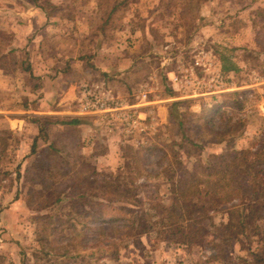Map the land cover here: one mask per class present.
I'll return each mask as SVG.
<instances>
[{
    "label": "rangeland",
    "instance_id": "obj_1",
    "mask_svg": "<svg viewBox=\"0 0 264 264\" xmlns=\"http://www.w3.org/2000/svg\"><path fill=\"white\" fill-rule=\"evenodd\" d=\"M130 1L104 26L113 0H0V55L5 57L0 68V264H241L264 252V237L252 232L222 245L221 229L209 222L201 245L188 247L161 227H144L145 218L138 216L146 212L148 221H158L154 206L172 202L170 186L180 167L226 151L225 143H204L199 153L186 140L198 144L214 138L210 130L234 128L226 140L235 149L264 139V0H207L189 7L183 0ZM32 6L48 14L38 30L23 32L20 20L36 18ZM92 25L98 34L87 33ZM59 52H69L70 61L57 66L53 53ZM221 56H230L239 72H222ZM196 60L202 65L195 66ZM53 62L57 70H67L52 76L60 81L49 89L54 82L34 74ZM205 62L211 65L207 69ZM116 63L121 64L113 70L110 64ZM82 86L122 100L131 118L79 113ZM36 117L39 123L31 120ZM58 120L79 123L54 124ZM39 126L47 140L38 139L31 155ZM52 142L69 155L45 160L51 170L47 181L55 185L44 189L34 185L33 167ZM75 154L95 168L98 178L110 174L125 182L136 177L138 201L128 206L136 211L132 232L112 229L101 235L99 223L76 213L86 208L79 195L53 203L67 194L58 184L71 177L63 172L65 163L77 161ZM80 169L78 161L73 177ZM211 216L217 225L227 215ZM57 218L63 226L54 222ZM45 219L51 223L46 231ZM113 243L117 259L110 256ZM213 244L223 251L214 252ZM213 256L219 260L212 261Z\"/></svg>",
    "mask_w": 264,
    "mask_h": 264
},
{
    "label": "trees",
    "instance_id": "obj_2",
    "mask_svg": "<svg viewBox=\"0 0 264 264\" xmlns=\"http://www.w3.org/2000/svg\"><path fill=\"white\" fill-rule=\"evenodd\" d=\"M113 1L116 4L109 11L108 17L104 21V26L109 18L112 19L118 7L126 9L131 2L130 0ZM183 1L189 7L197 6L202 1L205 2L207 0ZM42 11L47 16L48 13L44 8H42ZM101 30L103 31V28ZM4 58V56L0 55V68L3 66L1 62ZM221 60L222 72H233L234 74L239 72L240 69L230 60V56H221ZM31 120L39 123L40 118L36 117ZM78 123V120H58L54 124L74 126ZM177 124L179 128L182 126L180 120ZM236 130L237 128L223 132L210 130L214 138H210L205 142H198V144L186 140L185 134H183L182 138L187 141L189 147L195 148L198 152L202 150L204 143H225L226 151L222 154L208 156L205 162L197 160L190 168L180 167L176 173L175 180L170 186L172 202L168 205L158 203L157 206H154L160 211L159 218H157L158 221L151 223L148 221V213L137 212L138 216L145 218L144 227L148 223H150L149 227L152 229L161 227L168 233V238L188 247L201 245L204 233L208 229V226L204 224L205 222H209L210 228L221 229L222 245L233 240H239L240 236L247 235L248 232L264 237V139L258 143H253L247 148L238 150L232 145L231 139L226 140L230 133ZM38 139L43 142L47 140L46 131L42 126H39V133L30 146L31 155L36 153ZM256 144L259 147L253 148ZM65 153L69 155L64 147L58 148L55 142L47 145V149L42 155L37 156L35 159L36 163L33 171L36 179L33 178L34 185L44 189H47L49 185H55L47 181V178L51 175V170L45 160L49 156L58 157V155H61L60 158H63ZM75 158L77 161L71 166L65 163L66 169L63 172V176L70 175L71 177L68 179L62 178L58 184L63 187L60 192L65 189L67 194H63L62 197L58 196L53 200V203H60L63 201L64 196V199H67L68 196L79 195L78 199L81 207L86 208H81L79 213H76L80 218L86 219V221L99 223L96 226V231L101 235L108 234L112 229L116 232H132L134 222L131 218L134 217L133 214L136 211L128 206L138 201L136 195L137 186L134 184L136 177L130 176L129 180L125 182L117 181L110 174H99L100 177L98 178L95 168H91V164L87 163L86 159H83L80 154H75ZM78 161H80L81 169L79 174L73 177L74 175L71 172ZM178 163L181 165L180 162ZM84 168L87 169L85 173L81 172ZM136 172H138V169ZM3 173L6 175L7 171ZM29 190L30 192L32 191L28 188V192ZM33 194V196H37L34 191ZM203 200L208 206L202 203ZM41 208L42 206H40ZM91 209L95 211L91 212ZM215 212L226 213V220L215 225L211 216ZM71 214L70 212L69 216ZM45 220L44 231L51 225L47 219ZM54 222L63 226L62 221L58 218ZM69 228L74 229V224H69ZM40 234L43 235L44 232ZM222 245L213 244L214 252L217 253V250L218 252L223 251ZM110 247L111 258L117 259V244L113 243ZM211 260L217 261L219 257L213 256ZM240 263L264 264V252L262 255L252 253L250 254V259H241Z\"/></svg>",
    "mask_w": 264,
    "mask_h": 264
},
{
    "label": "built area",
    "instance_id": "obj_3",
    "mask_svg": "<svg viewBox=\"0 0 264 264\" xmlns=\"http://www.w3.org/2000/svg\"><path fill=\"white\" fill-rule=\"evenodd\" d=\"M200 65L202 64L196 60L195 66ZM203 66L207 69L211 65L205 62L203 63ZM80 94V100L77 104L78 112L81 114L106 115L109 113H119L120 115L118 116L122 117L124 120H129L131 118L129 113H127V115L125 114L129 108L122 100H118L112 96L99 95L87 86H82V92ZM131 122L133 124L136 123L135 120H132Z\"/></svg>",
    "mask_w": 264,
    "mask_h": 264
},
{
    "label": "crops",
    "instance_id": "obj_4",
    "mask_svg": "<svg viewBox=\"0 0 264 264\" xmlns=\"http://www.w3.org/2000/svg\"><path fill=\"white\" fill-rule=\"evenodd\" d=\"M29 10H33V12H32L31 15L36 16V18H33V19L31 18L30 20H27V19L20 20V24L22 26L21 28H23V32H28L29 33V31H30V33H33L36 30H38L39 26L42 23V17H45V14L42 11H39V9L36 6H32ZM43 20H44V18H43ZM44 21H46V18H45ZM97 29L98 28L96 27L95 30H93V25H92V26L89 27L87 33H90L92 35H96L99 32V31H97ZM37 51L40 52L42 50L40 48H38ZM53 55H54L53 58H54L55 62H56V60L58 61L57 66H58V64L60 65L61 63H65V62L68 63L70 61L71 54L69 52L53 53ZM43 57L45 58V56H43ZM50 58H51V56H50ZM55 62H53L52 64H48V66H46V67H42L40 69H37L36 70L37 73H35L34 75H43L44 78L51 79L52 80V78L55 76V74H63L62 72H66V70H67L66 68H63L62 70H57V66H55ZM120 64L121 63L110 64V65H111V67H113L112 69L114 70L115 67H117V69H118V67L120 66ZM52 81L54 83L51 84V86H50L49 89L57 88V86L55 87L54 84H57V81L59 83L60 79L58 78V79H54ZM31 111H33V109ZM56 114L57 113L54 112L51 115H54L55 116Z\"/></svg>",
    "mask_w": 264,
    "mask_h": 264
}]
</instances>
